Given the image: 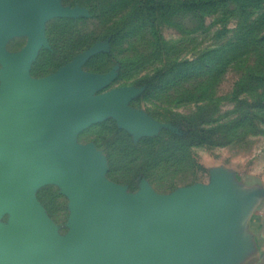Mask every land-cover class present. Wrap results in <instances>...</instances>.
Listing matches in <instances>:
<instances>
[{
  "label": "rangeland",
  "instance_id": "rangeland-1",
  "mask_svg": "<svg viewBox=\"0 0 264 264\" xmlns=\"http://www.w3.org/2000/svg\"><path fill=\"white\" fill-rule=\"evenodd\" d=\"M54 1L79 14L48 19L31 78L94 51L83 71L109 78L94 99L115 96L119 110L139 117L137 128L112 115L78 134L77 147L103 163L105 182L139 200L264 177V0ZM27 42L15 35L4 46L17 56ZM33 201L56 237L72 234L77 208L64 187L46 184ZM213 201H196L188 222L211 225ZM0 228H14L11 212Z\"/></svg>",
  "mask_w": 264,
  "mask_h": 264
},
{
  "label": "water",
  "instance_id": "water-1",
  "mask_svg": "<svg viewBox=\"0 0 264 264\" xmlns=\"http://www.w3.org/2000/svg\"><path fill=\"white\" fill-rule=\"evenodd\" d=\"M79 11L54 0H0V217L11 212L14 228H0V264H204L213 226L188 222L190 209L216 192L169 199L129 200L103 179V163L77 147L84 129L116 116L139 127L118 98L94 99L109 81L83 71L94 51L61 72L36 80L30 68L47 43L46 22ZM28 34L15 56L5 42ZM57 183L75 202V229L56 237L33 201L42 186ZM209 194V195H207Z\"/></svg>",
  "mask_w": 264,
  "mask_h": 264
},
{
  "label": "crops",
  "instance_id": "crops-1",
  "mask_svg": "<svg viewBox=\"0 0 264 264\" xmlns=\"http://www.w3.org/2000/svg\"><path fill=\"white\" fill-rule=\"evenodd\" d=\"M204 264H264V177H231L216 190Z\"/></svg>",
  "mask_w": 264,
  "mask_h": 264
}]
</instances>
